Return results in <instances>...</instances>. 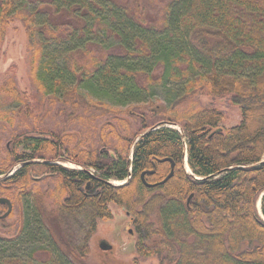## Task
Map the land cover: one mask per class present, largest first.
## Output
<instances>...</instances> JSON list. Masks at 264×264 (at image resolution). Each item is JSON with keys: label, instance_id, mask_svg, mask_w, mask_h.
Wrapping results in <instances>:
<instances>
[{"label": "trees", "instance_id": "16d2710c", "mask_svg": "<svg viewBox=\"0 0 264 264\" xmlns=\"http://www.w3.org/2000/svg\"><path fill=\"white\" fill-rule=\"evenodd\" d=\"M153 1L0 0V40L11 22H20L37 91L31 103L9 72L1 74L0 93L21 106L0 110V120L23 124L4 143L0 195L13 205L31 196L24 207L37 210L40 193L32 185L56 177L57 217L85 230L77 244L56 241L36 215L35 235L46 240L22 252L0 249V264H76L96 221L112 218L109 203L131 219L136 252L156 255L158 264H264V0H167L158 18L145 14ZM169 84L184 99L197 94L209 103L133 114L139 125L128 135L106 122L87 144L72 145L66 134L25 121L44 99L74 107L81 92L88 104L128 106ZM223 97L241 114L225 130L213 104ZM164 157L174 163L172 176L146 187L141 172ZM169 169V162H155L144 180L158 182ZM28 225L0 237V246L34 238Z\"/></svg>", "mask_w": 264, "mask_h": 264}, {"label": "rangeland", "instance_id": "374dc122", "mask_svg": "<svg viewBox=\"0 0 264 264\" xmlns=\"http://www.w3.org/2000/svg\"><path fill=\"white\" fill-rule=\"evenodd\" d=\"M167 0H154L150 6L145 5V14L152 15L153 17H160L159 11ZM27 41L22 25L19 21L11 22L7 28L6 33L0 40V80L1 74L9 72L14 78L16 88L21 94H25L26 98L34 103L37 91L34 88L28 71V56ZM84 94H79V104L71 107L69 104H63L52 98L44 99L38 107L35 106L33 114L26 117L25 121L31 128L46 127L55 129L60 134H66L70 138V144L75 145L78 141L82 144L98 138L100 130L104 123L112 124L118 133L125 135L130 134L139 125L138 120L133 118V114L139 116L141 114L145 117H151L150 114L165 113L168 109L174 108L181 110L189 107L190 103L197 105H207L209 99L203 96L194 94L186 99L179 95V91L175 90L173 86L158 85L153 87L151 96L141 103H133L128 106H101L85 103ZM56 101V102H55ZM223 113V118L218 124L223 130L236 125L240 118L239 106L233 104L228 97L215 99L213 103ZM21 105L16 102L11 96L0 93V110L15 109ZM153 115V114H152ZM124 121L127 126L118 123ZM19 119L16 118L11 125L5 120H0V157L3 155L4 143L8 134L20 128ZM24 122V121H23ZM122 123V122H121ZM172 128L178 129L175 125H169ZM105 135H107L110 142H115V138L111 137V129L105 128ZM63 167L68 169H79L78 165L70 161L60 163ZM184 169L186 172L191 173V170L185 160ZM93 172V170H90ZM38 176V174H34ZM126 180L111 179L110 183L113 185H122ZM58 179L56 177H45L41 181L35 182L32 187L33 190H38L39 195L36 193L35 198L37 203L41 204L37 210L30 208L26 210L24 204L31 202L30 198L23 199L22 202L12 204L10 214L5 218H0V237L9 238L14 231H18L19 227L28 222L29 229L32 230L34 238L23 239L21 243L17 240L8 243L7 245L0 246L1 250L9 251H27L31 243L34 241L44 242L46 234L35 235V230L38 228L39 217L44 219L49 227L54 239L56 241L72 242L77 244L79 238L85 235V230L80 229L76 225H72L71 221H61L54 210V200L57 196ZM25 201V203H24ZM108 207L111 211L112 218L98 219L95 224L93 232L87 239V252L82 258H76V264H158L156 255L142 256L136 252L135 240L137 234L131 219L124 212V210L109 203ZM257 211L261 216L259 200L257 202ZM5 212V208L0 206V217ZM39 217H37V216ZM32 216L35 220H32ZM55 217V220L50 221ZM130 229V233L128 232ZM40 232V231H39ZM68 240V241H67ZM106 241L111 245L110 249H101L99 242ZM35 243V242H34ZM11 244V246L9 245ZM13 245V247H12ZM14 250H12V248ZM19 249V250H17ZM65 252L68 253L70 246H64Z\"/></svg>", "mask_w": 264, "mask_h": 264}, {"label": "water", "instance_id": "95a60500", "mask_svg": "<svg viewBox=\"0 0 264 264\" xmlns=\"http://www.w3.org/2000/svg\"><path fill=\"white\" fill-rule=\"evenodd\" d=\"M154 160L155 161H152L151 169L143 170L141 172V174H140V177L142 179V182H143V184L146 187H153V186H156V185H159V184H163L173 174V166H174V163H173L172 159H170L168 157H164V158H155ZM185 160H186V158H185ZM155 162H158V163H160V162H169L170 163L169 172L166 174V176L162 180H160L158 182H155V183H147L144 180V175L145 174H152V173H154V171H155ZM87 186H88V183H87ZM190 197H191V194L189 195L187 201L189 200ZM0 205H5L6 206L5 212L0 217V218H5V217H7L10 214V212L12 210V204H11V202H10V200L8 198H6L4 196H0ZM128 232L129 233L131 232L130 229H128ZM99 247L101 249L106 250V249H110L111 248V245L108 244L106 241L102 240L101 242H99Z\"/></svg>", "mask_w": 264, "mask_h": 264}, {"label": "flooded vegetation", "instance_id": "af4514ba", "mask_svg": "<svg viewBox=\"0 0 264 264\" xmlns=\"http://www.w3.org/2000/svg\"><path fill=\"white\" fill-rule=\"evenodd\" d=\"M74 164V163H73ZM76 165H78V164H76ZM80 168L79 169H81V166L80 165H78ZM87 187V186H86ZM1 196V195H0ZM5 197V196H4ZM7 198V197H6ZM11 202V201H10ZM12 204V203H11ZM1 207H4L5 208V210H6V206L5 205H0ZM4 213V212H3Z\"/></svg>", "mask_w": 264, "mask_h": 264}, {"label": "bare ground", "instance_id": "6f19581e", "mask_svg": "<svg viewBox=\"0 0 264 264\" xmlns=\"http://www.w3.org/2000/svg\"><path fill=\"white\" fill-rule=\"evenodd\" d=\"M86 186H87V184H86Z\"/></svg>", "mask_w": 264, "mask_h": 264}]
</instances>
